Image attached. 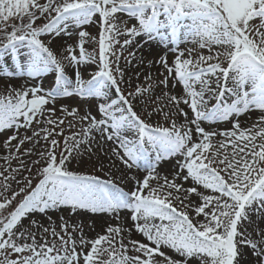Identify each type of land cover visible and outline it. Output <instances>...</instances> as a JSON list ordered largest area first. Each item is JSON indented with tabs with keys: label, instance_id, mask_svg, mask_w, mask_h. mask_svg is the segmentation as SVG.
<instances>
[{
	"label": "snow or ice",
	"instance_id": "1",
	"mask_svg": "<svg viewBox=\"0 0 264 264\" xmlns=\"http://www.w3.org/2000/svg\"><path fill=\"white\" fill-rule=\"evenodd\" d=\"M41 18L46 22L38 24ZM93 23L96 37L86 30ZM74 31L78 54L66 45L58 56L50 45ZM166 36L175 47L171 63L167 56L156 61L162 79L154 84L146 76L147 87L125 93L120 61L131 65L141 41ZM88 43L97 46V55L87 51ZM188 43L193 47H181ZM65 62L74 78L66 74ZM87 64L98 70L84 79L80 69ZM48 72L54 73L51 89L26 81L0 93V132L51 126L15 145L18 132L5 141L17 151L34 138L33 147L41 140L45 147L32 161L39 165L35 183L23 161L13 172L23 169L29 176L0 181V264H245L248 249L256 264H264V228L258 223L264 221V0H0V78L35 81ZM66 97L94 100L99 115L91 107L81 115L78 107L61 106L63 116L82 124L70 136L63 132L65 119L52 118L57 100ZM138 105L146 115L137 112ZM254 110L261 113L258 120L242 127L239 117ZM174 117H183V123ZM223 121L231 123L230 130L202 126ZM68 126L74 127L71 121ZM96 134L114 146L104 153L109 170L101 161L95 172L110 176L116 161L145 172L142 179L127 177L135 182L131 191L71 168L85 153L94 155ZM216 136L225 139L216 145ZM57 137H63V147ZM170 159H176V170L171 178L161 176L160 163ZM8 180L19 187L5 196ZM56 210L107 214L124 223L109 224L88 239L82 225L63 216L60 231L30 219L39 213L51 220L48 213ZM253 226L255 235L249 232ZM133 231L147 242L134 239Z\"/></svg>",
	"mask_w": 264,
	"mask_h": 264
},
{
	"label": "rangeland",
	"instance_id": "2",
	"mask_svg": "<svg viewBox=\"0 0 264 264\" xmlns=\"http://www.w3.org/2000/svg\"><path fill=\"white\" fill-rule=\"evenodd\" d=\"M43 1V0H42ZM127 19V17H125ZM46 21L41 18L37 21L38 24L45 23ZM86 30L89 31L90 35L93 37H96L98 35V25L93 23L92 25L86 26ZM78 41V37L74 34L71 38L64 36L62 38H57L50 46L53 48V50L57 53V55H61L64 53V46L66 45H73L74 48H76V52L78 54V48L76 47ZM45 42H47V38H45ZM87 51L93 55L98 54V48L94 43H88L85 45ZM141 50H136V60L132 62L131 65H125V61L122 59L120 61L121 67L125 68V80L128 81V83H125L121 85V87L125 90V93L127 91L132 90L136 85H141L144 87H147L148 83L150 81L146 80V76L152 77V83H158L159 79H162V77L159 75L160 72L163 71V68L159 63H156L160 59L161 56H167L169 63L173 60L174 54L170 51V48L175 47L174 44L171 43V37L166 36L164 41H161L159 38L155 39L154 41L149 42L148 44H145L143 41L140 42ZM181 47H188L191 48L193 45L191 43H188L187 45L181 44ZM206 54V50H205ZM127 55V53H125ZM143 57L144 63L140 64L138 63L139 58ZM9 65H11L10 59L8 60ZM66 64V74L69 75L70 78H74L73 70L71 67H67ZM96 70H98L97 64H87L83 66L80 71L84 79L90 78V75L94 73ZM6 78V77H3ZM0 78V93L5 92V88L7 85H12L14 87H20L21 85H24L26 81L28 83H35V84H41L45 90L51 89L54 87V73L48 72L45 73L42 77L36 79L35 81L28 80L27 77H14L18 83L17 84H7L3 83ZM175 83L174 81L170 82ZM176 89H180V86H177ZM174 89H171L173 92ZM156 94L159 95L161 92L160 88L155 89ZM61 106H66L68 108L72 107H78L80 109L81 115L84 114L89 110L91 107V111L93 115H96L97 118H99V115L96 110L95 101H87V100H81L79 97H66V98H59L55 104L56 113L52 116L53 119L56 117H60L65 119V124L62 125L63 132L65 136H70L73 132H80L81 131V121L78 119H73L72 117H65L62 115L60 109ZM184 107L183 105H181ZM47 107L51 108L53 105L49 104ZM138 113H144L147 114L144 111V107L142 105H138L136 108ZM185 111L189 112V115L191 116L190 110L185 107ZM261 115V113L258 110L251 111L245 115H242L239 117L240 123L242 127H249L253 123H255V118H258ZM47 116V114H46ZM174 119L177 120V123H183V117H174ZM71 121L74 127H69L68 122ZM152 123H156V118H153L151 121ZM160 123H163V119L160 118ZM202 126L208 130V131H224V130H230L231 129V123L227 121L223 122H217L215 124H209L207 122H204ZM41 127H51L47 124H41L36 125L33 124L31 128L24 129H6L2 132H0V173L3 175H0V181L4 180V176L11 177L13 175L16 176L17 180H21L24 176H29L30 174L27 171H24L21 169L19 172H13V169H20V163L21 161L24 162V164L28 168H32V179L33 183L36 182V169L39 167V165L34 166L32 164L33 160L39 159L38 155L36 154L39 151H42L45 147V142L43 140L40 141L39 144H36L35 147L34 144L35 138L33 141H26L24 145L20 147V150L17 151L15 147L9 146L5 147V141H7L8 137L11 135H14L18 132L17 140H14L11 142L12 145H15L18 143L19 139L23 138L25 135L31 136L33 130L39 131ZM59 130V129H57ZM43 135V133L41 134ZM58 139L62 140L63 145V137H57ZM193 139L197 140L198 136L195 133V130L193 128ZM225 138L223 136H216L213 138V143L218 145L219 142L223 141ZM110 142L104 143L99 139V134H96V142H93L91 144V147L93 149L94 155H92L91 159L89 158V154L85 153L82 155L79 159L73 160L71 164V168L75 171L82 172V173H88V174H96L99 175L102 179H112L114 183L118 185V187L122 188L124 191H131L135 188V182L132 180L127 179L128 176L135 175L138 179H142L145 175V172L142 170H138L136 168H133L131 170L125 169L122 165L119 164L118 161H116V166L111 168V175L105 176L103 172H95V167H98L99 163L102 161L105 166V171L109 170V159L107 156L104 155V153L109 152L111 147H113ZM87 147V146H85ZM26 149H33L32 154L26 155L25 150ZM103 149V152L101 151ZM115 159V158H113ZM176 170V159H170L162 161L157 169V171L160 173L161 176H168L169 178L172 177V174ZM123 177V178H122ZM179 182V181H178ZM4 183H9L11 185V188L9 189V192L4 193L5 196L10 195V192L12 190H18L19 185L16 184L13 180L4 181ZM191 186V182L185 183V187ZM0 191H3V188L0 187ZM203 191V189H201ZM2 199V197H0ZM49 216H51V220L48 219V216H45L43 214H35L30 219H35L38 221L39 224L43 225L44 227H55L57 231H60L59 224L62 222L60 220V217L63 216L66 221H68L69 224L74 225H82L83 227V233L86 238L88 239H94L99 234H103L105 229L109 224L115 225L117 223H124V220L121 219L120 221H117L113 219L111 216L107 214H90V213H80L75 215H70L67 211L63 210H56V211H49ZM127 213L123 212L121 213V217H126ZM105 219V222H104ZM259 227L264 228V221H260ZM25 225L29 224V220L24 221ZM127 224L130 226L131 221L128 220ZM71 231V228L69 229ZM42 232V229H41ZM249 232L253 233L255 235V226L253 228L249 229ZM80 231L77 229L76 236L79 237ZM132 237L137 240H141L143 242H147L144 240V238L133 231ZM256 239H259V237H255ZM48 239L51 241L53 238L51 236H48ZM169 253V255H174L169 250H165ZM243 261L245 264H256V257L252 254V250L248 249L245 252V255L243 256Z\"/></svg>",
	"mask_w": 264,
	"mask_h": 264
},
{
	"label": "bare ground",
	"instance_id": "3",
	"mask_svg": "<svg viewBox=\"0 0 264 264\" xmlns=\"http://www.w3.org/2000/svg\"><path fill=\"white\" fill-rule=\"evenodd\" d=\"M1 80H2L3 83H7V84H17L18 83V81L14 77H12V78H7L6 77V78H3ZM179 90L180 89H174L173 90V94H176ZM258 118H255V122L258 120ZM104 222H105V219H104Z\"/></svg>",
	"mask_w": 264,
	"mask_h": 264
}]
</instances>
